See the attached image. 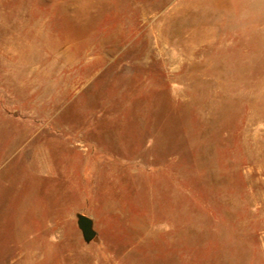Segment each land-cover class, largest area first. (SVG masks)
<instances>
[{"label": "rangeland", "instance_id": "rangeland-1", "mask_svg": "<svg viewBox=\"0 0 264 264\" xmlns=\"http://www.w3.org/2000/svg\"><path fill=\"white\" fill-rule=\"evenodd\" d=\"M0 264H264V0H0Z\"/></svg>", "mask_w": 264, "mask_h": 264}, {"label": "water", "instance_id": "water-1", "mask_svg": "<svg viewBox=\"0 0 264 264\" xmlns=\"http://www.w3.org/2000/svg\"><path fill=\"white\" fill-rule=\"evenodd\" d=\"M77 225L85 242H89L95 237V233L91 229V221L88 218L79 215Z\"/></svg>", "mask_w": 264, "mask_h": 264}]
</instances>
